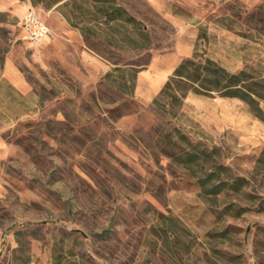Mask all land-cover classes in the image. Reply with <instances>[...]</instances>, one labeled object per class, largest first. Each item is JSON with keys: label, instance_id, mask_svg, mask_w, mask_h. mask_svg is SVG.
Masks as SVG:
<instances>
[{"label": "rangeland", "instance_id": "rangeland-1", "mask_svg": "<svg viewBox=\"0 0 264 264\" xmlns=\"http://www.w3.org/2000/svg\"><path fill=\"white\" fill-rule=\"evenodd\" d=\"M46 1L0 0V63L26 84L0 94V264H264V120L236 97L189 93L170 114L133 92V73L175 48L264 81V0H115L141 29L97 22L87 0ZM19 5L45 39L28 38ZM83 50L121 70L103 78ZM174 128L250 194H203L196 166L167 155L186 144Z\"/></svg>", "mask_w": 264, "mask_h": 264}, {"label": "trees", "instance_id": "trees-1", "mask_svg": "<svg viewBox=\"0 0 264 264\" xmlns=\"http://www.w3.org/2000/svg\"><path fill=\"white\" fill-rule=\"evenodd\" d=\"M38 1V0H37ZM35 0L31 3L36 4ZM59 0L46 1L47 6H53ZM94 8V12L100 14L102 18H96L97 22L109 24L120 21L131 22L140 28L139 21L134 16L127 13L126 9L115 0H87ZM32 9V8H31ZM67 21L78 27L66 13H63ZM141 29V28H140ZM85 37L89 32L88 28L81 27ZM118 64H114L106 71L103 78L115 71H120ZM136 73H133L135 80ZM134 89V83H133ZM132 92H126L127 96H132ZM189 93L203 94L221 97H236L246 102L253 113L264 120V109L259 104V100L264 98V81L257 79L250 72L240 69L231 71L222 66L215 59L201 55L196 51L190 56H184L170 73L160 91L151 101V107L155 111L164 113H175V110L182 106L185 97ZM122 99H120L121 101ZM177 135L186 144L178 146L177 152H169L167 155L185 168L196 166V174L193 176L200 190L205 195H217L222 191L231 193H242L249 195L252 191V184L249 177L235 175L230 168L219 162L206 164L211 159L212 152L208 151L199 142L189 141L186 135L178 128H174ZM257 168L264 169V148L257 158ZM264 177V171L261 173Z\"/></svg>", "mask_w": 264, "mask_h": 264}, {"label": "crops", "instance_id": "crops-1", "mask_svg": "<svg viewBox=\"0 0 264 264\" xmlns=\"http://www.w3.org/2000/svg\"><path fill=\"white\" fill-rule=\"evenodd\" d=\"M7 6V8H9V5ZM154 6L156 8H159V6H157L156 4ZM26 8L28 9L29 5L18 6V9L20 10H24ZM57 18L59 19V24L57 27H54V31L56 33L58 32L59 34H61V32L63 31L64 33H62V35L64 37L71 36L77 38L78 40V32H76V30L69 29L67 26V22L61 20V17ZM50 33L51 32L49 29V34ZM84 54L88 55L91 63L97 69H101L102 71L106 72L112 67V64L105 59H99L98 57L90 55L83 50V55ZM188 54L190 53H184L181 49L178 48H175L174 50L166 53L153 54L149 63L145 67L140 68L137 71L133 89L135 96L143 101H151L156 93L160 91L164 82L168 78V75L180 62L182 57ZM9 84L17 91H23L26 87L23 74L12 62L11 58L6 56L3 59V65H1L0 63V94L6 93V87Z\"/></svg>", "mask_w": 264, "mask_h": 264}, {"label": "built area", "instance_id": "built-area-1", "mask_svg": "<svg viewBox=\"0 0 264 264\" xmlns=\"http://www.w3.org/2000/svg\"><path fill=\"white\" fill-rule=\"evenodd\" d=\"M22 25L29 39L39 41L47 36L49 27L33 9L28 8L23 15Z\"/></svg>", "mask_w": 264, "mask_h": 264}]
</instances>
